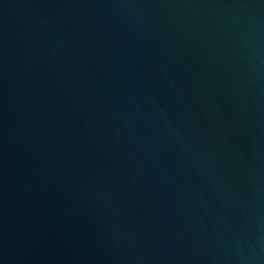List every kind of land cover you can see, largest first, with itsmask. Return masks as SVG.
I'll return each mask as SVG.
<instances>
[{"label":"water","instance_id":"water-1","mask_svg":"<svg viewBox=\"0 0 264 264\" xmlns=\"http://www.w3.org/2000/svg\"><path fill=\"white\" fill-rule=\"evenodd\" d=\"M0 264H264V0H0Z\"/></svg>","mask_w":264,"mask_h":264}]
</instances>
